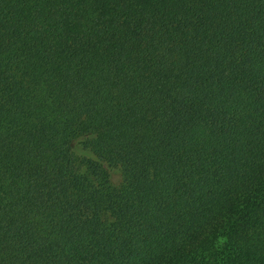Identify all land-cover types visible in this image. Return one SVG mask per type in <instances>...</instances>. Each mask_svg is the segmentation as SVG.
<instances>
[{"label":"trees","instance_id":"16d2710c","mask_svg":"<svg viewBox=\"0 0 264 264\" xmlns=\"http://www.w3.org/2000/svg\"><path fill=\"white\" fill-rule=\"evenodd\" d=\"M0 264H264V0H0Z\"/></svg>","mask_w":264,"mask_h":264},{"label":"rangeland","instance_id":"374dc122","mask_svg":"<svg viewBox=\"0 0 264 264\" xmlns=\"http://www.w3.org/2000/svg\"><path fill=\"white\" fill-rule=\"evenodd\" d=\"M82 140H83V138L79 137L73 141V148H74L75 152L81 156L93 157L91 151L86 149L83 146ZM106 167H107L109 174H110L109 178H110L111 183L116 185V186L120 185V183L122 182V176H121L119 169L114 167V166H108V165Z\"/></svg>","mask_w":264,"mask_h":264}]
</instances>
